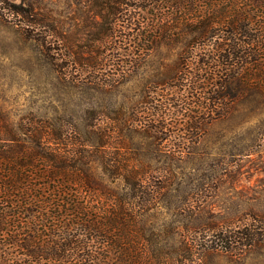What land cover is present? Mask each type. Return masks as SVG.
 Segmentation results:
<instances>
[{
    "label": "trees",
    "instance_id": "1",
    "mask_svg": "<svg viewBox=\"0 0 264 264\" xmlns=\"http://www.w3.org/2000/svg\"><path fill=\"white\" fill-rule=\"evenodd\" d=\"M89 11L77 50L56 10L23 12L61 75L71 63L101 65L107 50L126 51V72L157 47L180 48L175 74L126 126L151 135L155 150L182 157L238 104L264 110V0H91ZM64 130L0 123V264H200L210 252L264 244V215L253 211L178 243L153 238L146 217L158 190L144 177L148 164L121 134L96 127L99 143L87 147L63 142Z\"/></svg>",
    "mask_w": 264,
    "mask_h": 264
},
{
    "label": "rangeland",
    "instance_id": "2",
    "mask_svg": "<svg viewBox=\"0 0 264 264\" xmlns=\"http://www.w3.org/2000/svg\"><path fill=\"white\" fill-rule=\"evenodd\" d=\"M37 6L59 13L71 50H77L75 42L88 41L79 27L88 22L91 0H0V123L15 126L31 119L56 130L61 126L70 137L63 142L87 147L99 143L96 127L113 137L121 134L148 164L144 177L158 194L146 224L163 243H178L205 224L236 221L248 211L264 215V110L238 104L208 123L189 153L168 157L154 149L157 140L151 135L126 126L136 110L143 115L142 108L175 74L180 48L157 47L126 72L120 71L126 51L107 50L101 65L71 63L64 76L26 28L23 12ZM95 54L83 52L88 59ZM92 159L98 166L100 156ZM200 264H264V244L243 253L210 252Z\"/></svg>",
    "mask_w": 264,
    "mask_h": 264
}]
</instances>
